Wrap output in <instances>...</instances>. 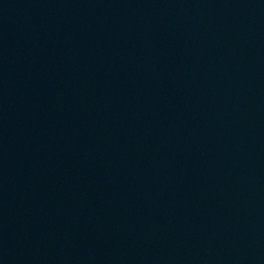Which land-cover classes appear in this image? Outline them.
<instances>
[{
	"label": "water",
	"instance_id": "obj_1",
	"mask_svg": "<svg viewBox=\"0 0 264 264\" xmlns=\"http://www.w3.org/2000/svg\"><path fill=\"white\" fill-rule=\"evenodd\" d=\"M0 264H264V0H0Z\"/></svg>",
	"mask_w": 264,
	"mask_h": 264
}]
</instances>
